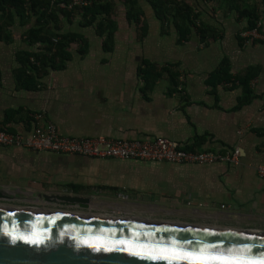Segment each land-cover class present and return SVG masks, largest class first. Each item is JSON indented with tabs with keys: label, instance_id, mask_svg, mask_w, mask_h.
Listing matches in <instances>:
<instances>
[{
	"label": "crops",
	"instance_id": "crops-1",
	"mask_svg": "<svg viewBox=\"0 0 264 264\" xmlns=\"http://www.w3.org/2000/svg\"><path fill=\"white\" fill-rule=\"evenodd\" d=\"M197 14V25L180 37L172 20L156 16L139 0L147 30L140 37L124 10L117 17L110 50L105 36L83 26L81 16L60 17L61 31L83 38L72 42L61 69H48L38 85H18L17 56L39 51L25 31L34 18L14 14L0 34V120L20 133L41 112L68 136L150 139L163 136L187 150L224 154L238 148L236 163H171L98 158L72 153L0 145V190L10 198L0 205L54 209L40 197L69 193L88 197V209L76 213L125 218L161 219L264 227V42H244L239 35L255 12L264 32V0H184ZM199 23V24H198ZM144 61L167 66L144 85L138 68ZM225 65L230 77L255 72L251 98L242 102L238 81L212 85L210 76Z\"/></svg>",
	"mask_w": 264,
	"mask_h": 264
},
{
	"label": "water",
	"instance_id": "water-1",
	"mask_svg": "<svg viewBox=\"0 0 264 264\" xmlns=\"http://www.w3.org/2000/svg\"><path fill=\"white\" fill-rule=\"evenodd\" d=\"M40 197L81 209L90 200ZM0 264H264V227L0 205Z\"/></svg>",
	"mask_w": 264,
	"mask_h": 264
},
{
	"label": "trees",
	"instance_id": "trees-1",
	"mask_svg": "<svg viewBox=\"0 0 264 264\" xmlns=\"http://www.w3.org/2000/svg\"><path fill=\"white\" fill-rule=\"evenodd\" d=\"M62 1L70 0H0V34L6 31L5 27L11 22L14 12L21 20L34 18V24L25 31V38L30 45L36 43L42 45V49L38 52L22 51L18 54L20 66L15 74L18 85L25 87L38 85L40 78L48 69H61L65 66L70 58L69 47L72 42L76 41L84 46L83 38L79 34L61 31L58 24L60 17L70 20L76 15L81 16L80 22L83 26H93L98 35L105 36L103 45L105 50H110L112 47L113 34L117 27L118 5H122L128 22L137 26L138 35L142 37L146 33V20L139 0H91L86 6H76L70 10L58 8V3ZM146 1L152 6L157 17L165 21L169 18L172 20L181 38L187 36L192 26H197L198 33L203 34V28L196 24L197 14L184 0ZM238 14L247 17L246 29L257 25L258 19L254 11L243 10ZM54 38L56 41H53ZM138 72L142 75L144 85H152L165 72L173 85L178 84L176 74L167 66L159 68L149 61H144ZM254 75L255 72L247 71L242 76L230 77L225 65L222 64L218 71L210 76L209 82L216 85L221 81H238L243 88L242 102H247L252 95L249 82ZM0 130L16 132L1 120Z\"/></svg>",
	"mask_w": 264,
	"mask_h": 264
},
{
	"label": "built area",
	"instance_id": "built-area-1",
	"mask_svg": "<svg viewBox=\"0 0 264 264\" xmlns=\"http://www.w3.org/2000/svg\"><path fill=\"white\" fill-rule=\"evenodd\" d=\"M91 0H70L58 3V8L70 10L90 4ZM244 42H264L260 24L240 31ZM56 41V38L53 39ZM34 125L27 133H10L0 130V145L20 146L32 150H47L57 153H72L98 158L137 159L143 161H167L171 163L211 164L216 162L236 163L239 150L221 154L211 150L192 151L163 136L150 139L130 140L105 136L75 137L60 133L56 125L41 112L34 113ZM256 174L264 179V163L256 166Z\"/></svg>",
	"mask_w": 264,
	"mask_h": 264
},
{
	"label": "flooded vegetation",
	"instance_id": "flooded-vegetation-1",
	"mask_svg": "<svg viewBox=\"0 0 264 264\" xmlns=\"http://www.w3.org/2000/svg\"><path fill=\"white\" fill-rule=\"evenodd\" d=\"M63 209V210H67V211H71V210H75V209H81V208H77V207H56L54 209Z\"/></svg>",
	"mask_w": 264,
	"mask_h": 264
},
{
	"label": "rangeland",
	"instance_id": "rangeland-1",
	"mask_svg": "<svg viewBox=\"0 0 264 264\" xmlns=\"http://www.w3.org/2000/svg\"><path fill=\"white\" fill-rule=\"evenodd\" d=\"M118 7H119V11L120 10H122V5H118ZM120 13V12H119ZM118 17V16H117ZM74 211H76V210H74ZM77 211H78V209H77ZM92 215V214H91Z\"/></svg>",
	"mask_w": 264,
	"mask_h": 264
}]
</instances>
